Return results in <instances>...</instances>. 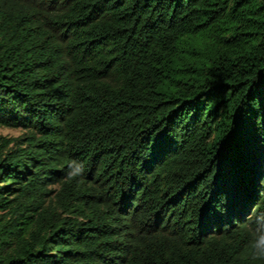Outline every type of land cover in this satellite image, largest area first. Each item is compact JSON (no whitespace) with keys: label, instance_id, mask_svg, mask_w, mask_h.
<instances>
[{"label":"trees","instance_id":"1","mask_svg":"<svg viewBox=\"0 0 264 264\" xmlns=\"http://www.w3.org/2000/svg\"><path fill=\"white\" fill-rule=\"evenodd\" d=\"M0 127V264H264V0H0Z\"/></svg>","mask_w":264,"mask_h":264},{"label":"clouds","instance_id":"2","mask_svg":"<svg viewBox=\"0 0 264 264\" xmlns=\"http://www.w3.org/2000/svg\"><path fill=\"white\" fill-rule=\"evenodd\" d=\"M77 171H83V168L81 167ZM260 180L261 183H264V176H261ZM249 231L253 237L250 259L264 261V214L257 218L255 228H250Z\"/></svg>","mask_w":264,"mask_h":264},{"label":"rangeland","instance_id":"3","mask_svg":"<svg viewBox=\"0 0 264 264\" xmlns=\"http://www.w3.org/2000/svg\"><path fill=\"white\" fill-rule=\"evenodd\" d=\"M23 134V131L17 128L0 127V136L4 138H15Z\"/></svg>","mask_w":264,"mask_h":264}]
</instances>
